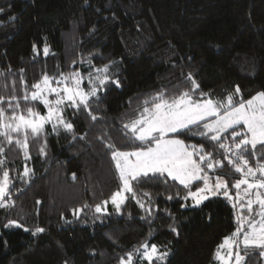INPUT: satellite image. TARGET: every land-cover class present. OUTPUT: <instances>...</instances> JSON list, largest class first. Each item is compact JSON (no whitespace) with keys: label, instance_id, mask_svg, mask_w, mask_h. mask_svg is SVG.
Wrapping results in <instances>:
<instances>
[{"label":"trees","instance_id":"trees-1","mask_svg":"<svg viewBox=\"0 0 264 264\" xmlns=\"http://www.w3.org/2000/svg\"><path fill=\"white\" fill-rule=\"evenodd\" d=\"M0 8V97H15L18 115L29 107L46 112L31 101L32 86L43 85L45 76L56 85L79 73L86 92L98 87L88 108L62 105L72 131L57 125L53 132L45 124L39 136L29 131L26 149L15 143L23 133H13L11 144L0 136V177L9 172L11 205L0 208V264H120L143 243L167 253L151 264H216L215 250L237 226L221 196L187 206V190L165 174L134 185L136 197L126 193L120 212L108 204L97 213L95 206L121 186L107 145L120 151L143 146L122 126L137 118L145 99L190 90V73L200 86L196 95L202 91L214 101L229 94L246 101L264 91V0H0ZM105 65L109 81L99 86L96 77L105 73L97 69ZM179 138L216 151L198 135ZM218 158L225 166L213 173L240 176ZM249 159L255 166L259 153ZM202 186L203 180L194 181L191 190ZM9 220L23 227L4 228ZM37 227L45 230L36 233ZM259 251L243 264H264Z\"/></svg>","mask_w":264,"mask_h":264},{"label":"snow or ice","instance_id":"snow-or-ice-1","mask_svg":"<svg viewBox=\"0 0 264 264\" xmlns=\"http://www.w3.org/2000/svg\"><path fill=\"white\" fill-rule=\"evenodd\" d=\"M4 9L0 8V12ZM35 47V46H34ZM47 52V49H45ZM114 63V62H112ZM108 65L103 69H97V72H103V78L96 77L99 86H104L109 81ZM23 71V70H21ZM89 83L93 84L91 73H89ZM193 87L188 91H182L178 95L166 96L164 92H158L154 96L145 99L136 119L123 124L124 135L131 140L140 141L142 147L135 151H120L115 144H108L111 149V158L115 162V168L121 182L120 189L110 197L112 205L116 211L120 210L127 196L124 193L136 197L134 185L138 186L144 178L171 177L179 181L187 193L184 200L192 198L194 205L198 206L203 201L209 199V196H215L223 189V195L229 199V183L223 177H217L214 185H209L207 175L204 174L205 168L214 167L223 168L225 165L221 160H215L214 156L219 153L223 155L227 164L233 168L236 173L241 174V178L236 180L232 187L237 191L236 198L241 200V190L246 203H241V208H246L250 215L238 217V227L230 235L223 239L218 245L216 258L228 264L233 256L235 264H243L245 257L251 255L259 249V255L264 256V91L257 92L248 100L235 99L233 94H229L224 100L214 101L209 94L202 91L197 96L199 84L189 74ZM83 77L79 73H72L64 77L63 81H57L58 84L64 83L60 90L50 86L49 78H43V86L40 83L33 85L35 89L31 93V101H39L47 107V114L41 115L31 107L23 113L17 114L20 108L19 101L13 97L5 101L0 97V136L8 144L13 143V133L20 135L23 133L24 140L15 139V143L26 149L27 136L29 131L34 136H39L45 128V124L55 120L52 124V131H57V125L63 126L65 130L72 131L73 125L65 121L62 117V105L71 102L70 106L79 109L89 107V97L97 96L98 87L94 86L90 91L85 92L80 88ZM72 80L74 86H69L66 82ZM117 86L119 81H115ZM45 89L48 93L56 95L55 100H51L45 95ZM241 91L237 85L235 94ZM78 98V99H77ZM25 101L29 97H23ZM12 101H16L15 104ZM7 104V108L3 104ZM11 115L6 116L8 111ZM26 113V114H25ZM96 120V116H92ZM7 121V122H5ZM198 135L209 141L215 152H206L203 145L186 144L180 136ZM230 141V142H225ZM3 141H0V154L4 152ZM191 149V150H190ZM259 153V159L255 161V166L250 163V157H255ZM231 154V155H230ZM198 157V158H195ZM235 157V158H233ZM0 160V165L4 164ZM28 170L25 169V175ZM149 174H152L149 176ZM203 180V187H198L192 191L194 181ZM166 182V181H165ZM9 172H2L0 179V208H7L6 197L9 194ZM147 195V193H145ZM179 196V193H176ZM254 197V198H253ZM173 197H169L172 199ZM108 201L95 206V211L101 213L106 211L102 205H107ZM137 203H140L137 200ZM257 205L259 211L253 208ZM144 207L143 203H140ZM86 207V206H85ZM235 207V205H234ZM150 212V209H146ZM77 212L80 210H76ZM259 217V219H257ZM246 226V230H245ZM4 228L23 227L15 220H9ZM45 229L37 227L36 233L43 232ZM175 231V228L172 229ZM29 231V229H25ZM243 234L242 240H237L238 236ZM35 234V233H33ZM243 245L244 255H241L240 245ZM235 245L236 251H231ZM229 249L227 257L220 254V250ZM141 260L149 261L164 260L167 253L157 255V246L152 244L142 245L140 252ZM133 253H128L127 258L121 257L120 264H133Z\"/></svg>","mask_w":264,"mask_h":264},{"label":"rangeland","instance_id":"rangeland-1","mask_svg":"<svg viewBox=\"0 0 264 264\" xmlns=\"http://www.w3.org/2000/svg\"><path fill=\"white\" fill-rule=\"evenodd\" d=\"M69 86H74L73 84H68ZM43 86V85H42ZM50 86L51 87H53V88H57L58 90H60V89H62L63 87H64V83H60V84H50ZM81 88V87H80ZM83 91H85L83 88H81ZM86 92V91H85ZM45 95H47L48 96V98L49 99H51V100H55L56 99V95L54 94V93H48L47 92V90L45 89V93H44ZM78 99V98H77ZM47 114V107H46V112L43 114V115H46ZM49 123H51V124H53V123H56V121L55 120H53V121H51V122H49ZM48 124V123H47ZM226 142H228V141H226ZM133 151H135V150H133ZM234 158V157H233ZM215 160H220V158H218V159H214V161ZM212 169H207V168H205V172H204V174L205 175H207V177H208V180H209V185L210 186H212V185H214V183H215V181H216V178L217 177H223L224 179H226L227 181H228V183H229V187H228V192H229V196L231 197V199H229V198H227V197H225L224 195H223V189H221L220 191H219V193L217 194L218 196H221V197H223V198H225L231 205H232V207H233V212H234V219H235V221L237 222V226L235 227V229L233 230V232L236 230V228L238 227V217H240V216H242V215H244V216H248V215H250V213L248 212V210L246 209V208H244V209H242L241 208V203L242 202H244V203H246V198H244L243 197V191H242V189H243V187L244 186H242V188H241V190H239L240 191V193H241V197H242V199L241 200H237V198H236V193H237V191L238 190H236L235 188H233L232 187V184H234L235 183V181L236 180H239L240 178H241V174H240V176H238L237 178H235V179H228L227 177H225V176H223V175H220L219 173H213L212 171H211ZM0 179H2V176L0 177ZM177 182H179V181H177ZM204 186V185H203ZM202 186V187H203ZM196 191V190H195ZM116 192V191H115ZM114 192V193H115ZM187 193V192H186ZM124 195L125 196H127V194L126 193H124ZM186 195V194H185ZM216 196V195H215ZM211 197H213V196H209V198H211ZM254 198V197H253ZM105 201H108V203H107V205H102L104 208H106V210H107V207H108V204H110V206H112L113 208H114V211H116V209H115V206L114 205H112V203H111V199L109 198V199H107V200H105ZM188 203H187V206H190V207H193V206H195L194 205V201L192 200V198H189L188 199ZM206 201V200H205ZM204 202V201H203ZM202 202V203H203ZM201 203V204H202ZM102 204V203H101ZM234 205H235V207H234ZM199 206V205H198ZM253 208L256 210V211H259V209H258V206L257 205H253ZM121 210V209H120ZM120 210L119 211H116V212H120ZM103 212V211H102ZM257 219H259V217H257ZM245 230H246V226H245ZM232 232V233H233ZM232 233H230L229 235H227V236H230ZM227 236H225V237H227ZM224 237V238H225ZM223 238V239H224ZM223 239H222V241H223ZM237 240H242L243 239V234L241 233V235L240 236H238L237 238H236ZM222 241H221V243H222ZM220 243V244H221ZM144 244H148V243H143L142 245H144ZM219 244V245H220ZM142 245L140 246V248L139 249H141V247H142ZM149 245V247L152 245V244H148ZM217 249H218V247H217ZM217 249L215 250V253H214V257H213V260L216 262V264H225V262L224 261H221V260H218L217 258H216V253H217ZM237 249H236V247H235V245L232 247V249H231V251H233V252H235ZM240 252H241V255H244V252L242 251L243 250V245L241 244L240 245ZM229 251V249H222V250H220V254L222 255V256H225V257H227V252ZM160 253H163L162 251H160L159 249H158V247H157V255H159ZM134 254V258H133V264H146L145 262H143V261H147V260H141V259H139V257L142 255V250L140 251V252H137V251H135V253H133ZM264 257V256H263ZM127 258V257H126ZM125 258V259H126ZM147 262H149V261H147ZM228 264H235V259H234V256H233V258H232V260L231 261H229L228 262Z\"/></svg>","mask_w":264,"mask_h":264}]
</instances>
